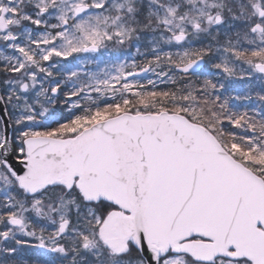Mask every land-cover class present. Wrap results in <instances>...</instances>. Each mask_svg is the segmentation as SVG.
I'll return each instance as SVG.
<instances>
[{
	"label": "rangeland",
	"instance_id": "obj_1",
	"mask_svg": "<svg viewBox=\"0 0 264 264\" xmlns=\"http://www.w3.org/2000/svg\"><path fill=\"white\" fill-rule=\"evenodd\" d=\"M226 1L182 0L178 6L177 0H68V4L58 6L57 16L69 21L70 25L63 29L60 27L62 21L56 22L55 29L58 30L56 35L50 36L51 34L47 32H40L37 34L38 38L33 37V40L29 39L31 29L28 28V23L19 22L9 16L7 30L13 32L16 38L7 45L9 54L0 52V56L4 62L12 65L13 71L17 72L14 78L18 82L28 83L25 92L27 96L18 98L23 100L22 112L26 111V114L22 113L16 118L19 138L29 134H41L42 131L55 136L75 135L83 127L108 114L125 110L144 111L141 107L147 101L150 104L160 102L156 100L157 95L154 93L160 84L181 88L183 84L191 83L194 87L187 104L183 99L177 105H171L166 111L179 113L190 119L195 117L196 121L191 120L205 126L218 139L225 141L233 152L240 153L237 149L239 147H231L235 142L229 139L233 136V132L227 126L230 113L226 115L220 97L213 94V88L217 85L211 82V77H223L225 85L228 86L233 79L242 77L240 72H243V67L244 70L253 72L250 62H244L240 50L244 41V36L239 37L243 32L241 15L234 17L231 9L226 8ZM83 6L91 7V10L74 18L73 10ZM218 15L222 16H220L222 20L215 25L214 19ZM254 15L253 12L251 16ZM33 23L42 24L37 21ZM194 26H198V29H194ZM235 28L237 30L231 35V30ZM21 29L24 37L19 34ZM177 34L186 36L184 42L175 41ZM21 38L29 39L32 46L38 41L44 43L38 44V50L32 48L39 63L34 59L28 63L22 60V56L26 54V47L15 43ZM247 42L253 46L255 39L248 38ZM91 45L97 46L100 52L94 54L92 51L84 50ZM28 57L30 58V55ZM197 58L204 59L206 64L202 75L199 74L201 76L175 71L176 67ZM257 61L256 59L252 63L264 62ZM146 65L149 72L145 78L122 81V77L137 69H143ZM214 70H218V74L213 76ZM201 79L207 81V85L200 86ZM45 84H49L50 89H55L57 94L46 95L43 87ZM18 85L20 84L8 81L9 93L21 94ZM162 92L165 95L166 89H161ZM108 97L114 98L117 106L89 108L91 103ZM42 103L46 107L42 106ZM55 103L59 109L50 106ZM36 106L39 108L34 109ZM80 107L82 110H77ZM71 112L70 116L61 117L59 120L57 116L52 117L53 114L66 115ZM55 120L57 123L54 128L49 129ZM237 121L238 124L233 125L238 131L243 130L247 133L252 131L258 135L263 129L258 125L260 120L252 124L253 117L250 115L238 117ZM22 127H26L24 131L21 130ZM233 140L236 141L234 138ZM246 143L252 149L259 148L250 139H246ZM262 143L263 139L260 140V144ZM252 167L264 176V167L254 165ZM3 177L0 175L4 182V187L0 188V196L8 199L10 193L14 194L11 190L15 191L14 180L9 181ZM49 193L54 196L46 193L42 195L43 201L42 197H39L38 202L41 201L40 205L44 207H50V213L54 217L52 221L58 223L71 212L69 216L71 219L76 216L83 222L91 224L90 230L81 231L84 235H79L71 240V243L82 245L88 242L85 238L90 237L89 233L95 238L97 225L101 224L110 209L105 208L104 204L86 206L74 193L64 194L62 190L55 189ZM8 203L11 204L10 201ZM41 211L42 208L39 212L31 213L37 221H46ZM15 235L14 229L0 231V253L4 254L6 251L4 248L10 252ZM5 236L8 238L6 242L2 241ZM40 241L41 238L39 243ZM94 248H98L96 255L100 259V264H143L134 253L121 259H114L103 247L100 249L95 245ZM14 252L6 255H13ZM229 261L232 262L223 264H250V261L241 263L240 260ZM161 264L195 263L187 257H168Z\"/></svg>",
	"mask_w": 264,
	"mask_h": 264
},
{
	"label": "water",
	"instance_id": "obj_2",
	"mask_svg": "<svg viewBox=\"0 0 264 264\" xmlns=\"http://www.w3.org/2000/svg\"><path fill=\"white\" fill-rule=\"evenodd\" d=\"M203 63L198 59L176 71L194 74ZM256 69L264 73V66ZM0 118L8 133L1 97ZM24 145L25 159L16 161L5 149L2 160L28 195L75 183L85 202L104 200L119 208L107 215L99 234L113 254L125 253L130 242L146 264H158L170 249L197 261L227 255L264 264V232L256 229H264L263 181L183 115L122 113L74 137L29 138ZM194 236L209 241L184 242Z\"/></svg>",
	"mask_w": 264,
	"mask_h": 264
},
{
	"label": "flooded vegetation",
	"instance_id": "obj_3",
	"mask_svg": "<svg viewBox=\"0 0 264 264\" xmlns=\"http://www.w3.org/2000/svg\"><path fill=\"white\" fill-rule=\"evenodd\" d=\"M181 1L182 0H177L176 4L179 6ZM68 3V0H0V52L3 54H9L7 45L10 42H13V39L16 38L13 35V32L7 30V20L9 16H12L19 22L28 23L27 26L31 29V35L29 39L32 38L33 40V37H37V34L40 32H47L51 34L50 36H52V34L56 35L58 33V30L55 29L56 22L62 21L60 25L61 28L64 27V23L67 25V27L70 25L69 21L60 19L57 16V11L59 9L58 6L60 4ZM83 7L86 8V11L83 14H86L91 10V7ZM78 8L80 7H76L73 10L74 18L79 17L75 15V11ZM228 9H231V6ZM238 9L239 15H241L242 18L243 29V32L241 35H239V37L244 36V41L240 50L242 51L244 62H250L249 65L252 67L253 72L250 73L247 70H244L243 67V72H240L242 77L240 79H233L228 84V86L225 85V79L223 77L212 78L211 82H213L215 86L217 85L213 88V94L215 96L217 95V97H220L224 108L226 109V115L228 116L230 113L229 125L227 126L231 128L228 129L233 132L232 137L236 140L234 141L232 137L228 136L232 142H235V144L231 145V147H239L237 149H239L240 153L233 152L225 141L219 140L221 145L229 154H231L236 160L246 165V167L255 171L258 176L264 179L263 173L252 167L253 165L261 166L262 168L264 167V130L262 129L260 132H258V135H255L252 131H250V133H247L246 131L244 132L243 130L238 131L236 126L233 125V123L238 124V117L248 115L253 117V121H251L252 124L255 123L254 121L260 120L258 125H264V75L258 73L255 70L256 64L264 65V62H262L264 60V0H238ZM253 12L255 15L251 16ZM36 21L41 22L42 24L35 25L33 22ZM254 25L260 26L262 28V32H252L251 28ZM56 27L58 28L57 25ZM22 29L19 31V34L24 37L22 34ZM236 30L237 28L231 30L232 34ZM248 38L255 39L253 46L247 42ZM28 40L21 38L15 41V43L19 44L21 47H26V54L22 56V60L26 63L31 62L33 59L38 61V59L34 57L33 51L38 50V44L44 43L38 41L37 43H34V46H32L31 42ZM32 48H34V50H32ZM99 52L100 51L98 49L96 53L98 54ZM28 55H30V58ZM256 59L258 60L257 62L262 63H252ZM39 62L40 61H38V63ZM11 68L12 65L8 62H4L0 56V94L10 124V131L8 137H6L7 130L0 119V175L4 176L3 179L5 178L9 181L14 179L4 167L1 156L3 151L2 144L5 139L8 138L11 145V155L13 159L20 161L24 157L23 138L28 136L26 135L22 138H19V130L16 127L18 124L16 118L20 117L22 113L26 114V111L22 112L21 103L23 100L18 98L21 96H27V93L21 92V94H11L7 89L8 81L19 84L26 83L27 88L28 83L27 81L18 82L14 78L17 72L13 71ZM214 74L217 75L218 70H215ZM18 87L20 90V85H18ZM43 87L44 93L46 95L50 93V95L55 96L57 94L56 91V94L53 95L54 89H50L49 84H45ZM84 103L87 108L88 105L85 99ZM41 105L46 107V105L43 103ZM50 106L56 109L59 108L58 105L56 106V103L55 105ZM107 106H117V101L112 97H108L105 100H100L97 103L90 104L91 109L95 107L97 109H101ZM38 108V106L34 107V109ZM77 110L81 111L82 107L78 108ZM71 114L72 112L64 115L63 118L70 116ZM56 116L57 118H61V115H52L53 118H56ZM35 117L41 116L35 115ZM67 122L69 121L67 120ZM56 123V120L53 121L52 126H47V128H54ZM25 128L26 127H22L21 130L24 131ZM84 128L85 127L82 129ZM40 133L44 134L45 132L42 131ZM246 139L252 140V143L258 145L259 148H250L249 144L246 143ZM261 139H263L262 144H260ZM2 187H4V182L2 181V178H0V188ZM11 191L14 192V194L10 193L8 199H4L0 196V231L14 229L16 231V235L13 246H10V252L4 248V250H6L4 254L0 253V261L2 264H100V259L96 255L98 253V248H94L96 245L102 249L101 240L98 236V228L100 224L97 225L95 229V238L92 236V233H89L90 237L85 238L88 239V242H84L82 245L80 243H71V240L75 239L79 235H84L81 231L87 232L90 230L91 224L83 222V220H80V217L77 218L74 216L71 219V217H69L71 212L69 213L68 217L58 221V223L52 221L54 217L50 213V207H44V205H40V202L43 201L42 195L46 193L48 195L54 196L49 193L54 190H46L41 194H36L34 196H26L24 192L18 190L16 186L15 191ZM63 193L67 194L66 192ZM39 197H42L40 202H38ZM9 201L11 204L8 203ZM99 205L101 206L102 204L99 203L95 206ZM104 206L105 208H108L106 205ZM40 208H42L41 213L44 214L45 217L43 218H45L46 221H37L31 213L35 211L39 212ZM72 209L73 211L75 210L74 208ZM10 218L14 219V224L10 223ZM65 220L66 225L60 233ZM39 238H41L40 243ZM7 239L8 238L5 236L3 237L2 241L6 242ZM52 242H54V244H52ZM82 249L84 251H82ZM12 252H14L13 255H6L7 253ZM115 257L116 256H113L112 258L121 259V257ZM224 262L230 263L232 261L219 258L208 264H223ZM239 262L241 263L242 261Z\"/></svg>",
	"mask_w": 264,
	"mask_h": 264
},
{
	"label": "trees",
	"instance_id": "obj_4",
	"mask_svg": "<svg viewBox=\"0 0 264 264\" xmlns=\"http://www.w3.org/2000/svg\"><path fill=\"white\" fill-rule=\"evenodd\" d=\"M232 7L234 8L235 15L238 16L239 13H238V8H237V2L233 1ZM207 83L208 82L203 79L199 80L200 86L207 85ZM162 85L163 84H160V86H157L156 91L154 92L155 95H157L156 100L160 102L150 104V102L147 101L141 107L144 109V111L155 112L161 109H167V108H170L171 105H177L179 102H182L183 99L185 101V104H187V101L190 95L192 94L191 90L194 87V85L193 84L191 85V83L183 84L181 88H178V87L175 88V86H171V85H163V86ZM161 89H166L165 95H164V92L161 93ZM157 90H159V92H157ZM191 119H194V121L197 120L195 117H192ZM261 127H263L264 129V125Z\"/></svg>",
	"mask_w": 264,
	"mask_h": 264
}]
</instances>
